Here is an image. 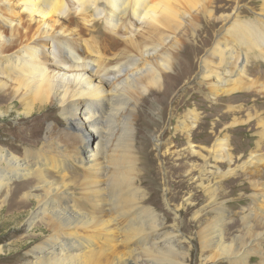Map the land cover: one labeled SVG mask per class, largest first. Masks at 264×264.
Listing matches in <instances>:
<instances>
[{"label":"bare ground","instance_id":"bare-ground-1","mask_svg":"<svg viewBox=\"0 0 264 264\" xmlns=\"http://www.w3.org/2000/svg\"><path fill=\"white\" fill-rule=\"evenodd\" d=\"M203 2L0 0V103L16 100L17 115L24 119L52 116L61 110L65 123L59 137L61 120L47 124L39 146L24 149L23 157L0 148V197L8 192L7 198L1 199L0 212L19 197L23 205L34 201L27 228L44 226L50 233L27 250L32 257L27 264H184L188 260L177 235L166 234L155 208L145 206L148 191L141 186L143 172L135 151L136 138L153 121L147 116L159 114L154 120L162 116V109L154 113L159 108V93L176 75L182 58L179 51L189 42L178 31L193 22L190 11L195 3L200 7ZM258 15L264 18V14ZM223 19L229 25L215 42L211 60L198 59L195 74L206 83L204 98L228 100L250 94L264 98V72L251 78L239 75L245 66L253 70L258 63L264 65V23L239 22L235 13ZM86 33L90 39L85 38ZM92 34L101 39L95 41ZM117 42L121 44L116 46ZM191 108L185 102L172 116L176 132L179 117L185 113L196 127L178 132L175 147L184 146L171 156L177 161L195 157L202 162L198 178L215 181L199 184L215 214L213 222L197 234L203 259L264 264V232L226 242L230 233L225 237L224 231L231 222L217 195L218 183L225 177L238 172L257 175L264 170L263 114L250 111L246 116L249 120L254 115L251 120L223 125L232 128L254 122L253 135L259 140L257 150L231 168L228 135L215 137L209 147L195 149L192 136L207 117L201 119ZM2 109L0 106V117ZM222 163L228 166L226 172H221ZM177 166L179 170L187 167L185 163ZM72 168L80 173H69ZM18 178L26 179L22 186L27 189L9 190L8 183ZM247 184L255 204L242 209L249 214L241 220L257 214L264 225V178L262 182L250 179ZM197 218L196 212L191 221ZM246 228L251 227L246 224ZM96 242H101L102 248H97ZM115 247L122 249L114 254ZM111 251L113 254L108 253ZM107 253L112 256L108 258Z\"/></svg>","mask_w":264,"mask_h":264},{"label":"rangeland","instance_id":"rangeland-1","mask_svg":"<svg viewBox=\"0 0 264 264\" xmlns=\"http://www.w3.org/2000/svg\"><path fill=\"white\" fill-rule=\"evenodd\" d=\"M197 3H195L196 7L190 11L192 18H194V23L192 21L190 25L189 23H185L184 29L178 31L180 37H187L186 40H189V42H187L185 47L182 45L179 51L182 58L179 61L176 75L165 83V91L162 94L159 93L160 97L158 101H160V104L158 103L159 108H155L156 111L154 110V113L157 114L162 109L160 122L157 119L154 120L156 117H159V114L154 117L147 116L148 119L152 118L153 121H149L148 128L141 133V137L138 136L136 138L138 150L135 151V156L138 159L137 164L143 172L141 186L148 191L145 197L147 199L145 206L155 208L159 221L163 223V231L166 234L174 233L177 235L178 245L183 248V253L189 256L188 260L183 263L235 264L228 259H218L214 262H205L203 259V252L199 246L197 234L203 230L204 226L208 227L213 222L215 214L211 212L214 205L209 203L204 193L205 190L199 184L204 182L203 185H207L208 183L210 185V183L213 184L215 181H212L211 177L207 181L198 178V168L202 162L198 159L197 161L195 157L192 160V157L188 158V161H177L175 156H171L173 153L181 151L182 146H184L181 145L182 143H179L181 146L175 147L176 141L174 138L178 132L193 130L196 127L188 113L179 117V131L177 132L172 128L174 125H171V120L172 116L176 114V109H179L185 102L190 104V108L192 107L191 109L201 119L207 117L204 119L205 123L195 130L192 136L193 145L196 150L200 146L209 147L214 142V139L221 137L223 134L228 135L233 157L231 168H235L238 163L248 158L251 151L257 150L256 143L259 140L253 135L256 133L254 122L250 126L226 127L227 129L223 125L229 126L234 121L236 124L246 122L248 120L246 115L250 111H257L263 114L264 117V98L250 94L249 96L238 97L237 99H205L204 96H206L207 92L204 88L206 87V83L201 82L199 75H196L195 72L200 58L208 61L211 60L215 42L219 37L224 36L223 33L221 34V31L228 27L229 22H224L223 18L235 13L239 22L252 23L253 21H260L264 23V18L258 15L259 13L264 14V5L262 6L261 0H204L200 7ZM13 7L16 9L14 12L19 10L16 5ZM19 19L22 20L21 15ZM223 23H225L224 27ZM90 36L87 34L85 38L90 39ZM93 36L94 39L97 37L95 41L101 39L96 34H92ZM118 43L121 44L117 42L116 46ZM44 49L46 52H49L50 48L44 46ZM254 59L251 58V61ZM252 69H250L249 65L245 66L239 75L251 78L256 73L264 72V65L258 63ZM237 80L238 78L234 82ZM18 105L19 103L16 100L0 103V106H3V116L0 117V148L8 149L9 151H13L17 156L23 157L24 149L31 146H39L38 144L43 137L45 126L53 124L55 120L58 122L61 120L62 123L61 126H58L57 136L59 137L63 134L65 123L62 117H60L61 110L54 115L52 114V116H49V114H43L40 117L35 116L37 120H35V117L24 119L21 115H17ZM227 111H231L232 113H228L227 115ZM135 117L137 116L134 115ZM253 117L255 116L252 115L250 118L252 119ZM58 140H62V138ZM261 147V150H264L263 145ZM184 163L187 165L186 168L183 167L185 170H179L177 165L183 166ZM209 163L212 162L210 161ZM196 165L197 167L194 170V166ZM219 165L221 172L227 171L228 166L226 164L222 163ZM209 169L210 171H214L211 167ZM189 170L193 171V173H188ZM69 173L75 176L80 171L79 169L72 168ZM237 174L234 177H225L218 183V202H221L220 204H223V207H226L228 210L227 217L231 222L224 231L225 237H227L228 232L230 233L228 238H226L227 243L236 236L245 237L247 233L264 232V225L260 223L257 214L252 215L246 221L241 220L242 216L249 214L242 209H246L251 203L255 204L251 199L253 192L247 183L250 179L262 182L264 170H261L257 175L252 173L251 176L241 172ZM24 182H27L25 178L12 179L8 183V188L12 191L20 188H23L22 190L24 188L27 189V187L22 186L25 184ZM3 196L7 198L8 192L6 191L1 195L0 204ZM19 199H14L9 209L4 208L0 212V264H27L32 259L30 255H27V250L34 244L41 243L50 234L44 226L27 228V220L35 207V203L31 201L30 204L23 205L18 202ZM166 202L168 205H166ZM196 212L199 214V218L193 223L191 220ZM175 215H177L176 219ZM246 224L250 225L251 228L247 229ZM96 244L97 248H102L100 246L101 242H96ZM120 249L122 247H115L114 254L118 253ZM113 252L108 253L113 254ZM108 253V258H110L112 255L110 256ZM252 261L248 260V264L256 262L255 260L254 262Z\"/></svg>","mask_w":264,"mask_h":264}]
</instances>
